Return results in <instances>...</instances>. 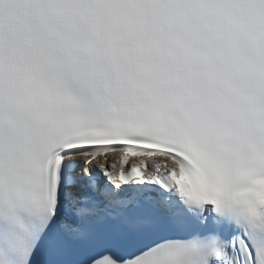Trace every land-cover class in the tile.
I'll use <instances>...</instances> for the list:
<instances>
[{"label": "snow or ice", "instance_id": "6c2138e0", "mask_svg": "<svg viewBox=\"0 0 264 264\" xmlns=\"http://www.w3.org/2000/svg\"><path fill=\"white\" fill-rule=\"evenodd\" d=\"M0 264H264V0H0Z\"/></svg>", "mask_w": 264, "mask_h": 264}]
</instances>
